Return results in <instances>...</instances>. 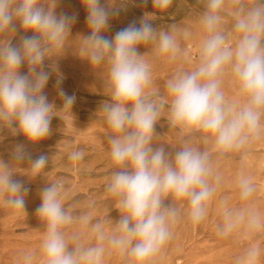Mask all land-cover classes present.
<instances>
[{"label":"clouds","instance_id":"1","mask_svg":"<svg viewBox=\"0 0 264 264\" xmlns=\"http://www.w3.org/2000/svg\"><path fill=\"white\" fill-rule=\"evenodd\" d=\"M149 0H80L87 34L79 35L76 54L92 68H104L107 96L99 111L113 166L105 186L119 218L108 227L90 210L67 204L63 179L46 183L35 209L42 232L36 250H21L15 264H103L118 253L127 264H152L174 236L186 206L194 225L204 222L215 206L219 237L246 241L233 264H264V210L253 203L257 185L242 172L235 178L237 205L221 194V160L247 149L264 137V0H204L198 25L197 58L189 67L183 42L192 38L177 23L155 26L174 0H151L153 12L108 35L128 5L144 7ZM64 0H0V131L23 136L39 145L52 134L56 105L45 91L53 75L63 108L76 97L62 87L57 61L63 57L79 20V9ZM173 71L157 86L153 62L141 48ZM51 61L52 63H46ZM26 69V71H24ZM235 87L231 92L228 83ZM164 119L175 133L174 152L166 151L156 125ZM17 164L40 176L49 157L24 143L12 145ZM82 150L68 153L79 162ZM30 187L16 169L0 161V204L25 212ZM92 242H87L88 239Z\"/></svg>","mask_w":264,"mask_h":264},{"label":"rangeland","instance_id":"2","mask_svg":"<svg viewBox=\"0 0 264 264\" xmlns=\"http://www.w3.org/2000/svg\"><path fill=\"white\" fill-rule=\"evenodd\" d=\"M63 6L69 10L75 7L80 13L78 22L73 26L68 47L63 57L56 62L63 76L61 87L69 95L74 94L76 101L71 109L63 108V101L55 87L56 77L53 75L45 89L57 111L52 119L51 136L33 146L23 136L12 137L7 129L0 131V161H5L16 169L17 178L22 179L31 189L26 197V213L12 212L0 204V264H15L21 250L38 249L42 227L35 209L41 203L40 189L53 180L63 179L68 193L66 203L72 205L76 211L90 210L95 217L107 220L109 228L119 218L115 201L105 191L113 170L105 140L106 125L99 111L101 103L109 99L106 70L102 67L92 68L76 54L78 36L87 34L86 13L80 0H64ZM203 6L204 0H174L166 14L157 13L153 20L157 27L177 23L180 27L191 29L192 38L183 42L188 50L189 67L195 64L197 58V45L201 38L198 19ZM153 11L151 0L144 7L128 5L127 10L112 22L113 26L108 35L114 34L131 20L138 19L144 12ZM141 51L152 59L156 83L163 92L164 83L172 74V66L155 59L151 46L141 48ZM227 87L235 92V87L230 82ZM156 132L166 151L174 152L177 139L163 118L156 125ZM17 142L24 143L35 154L43 152L49 157L48 166L40 176L31 177L27 174V162L17 164L12 160V145ZM73 150L84 152L81 161L68 160V153ZM218 167L223 175L221 194L228 195L233 205L239 203L235 178L242 172L254 179L258 190L253 203L264 210V137L254 141L244 151L221 160ZM219 220V213L213 206L207 219L194 225L187 218L186 206L182 207L173 229V238L154 258L152 264H233L234 257L242 250L246 241L240 237H219L216 233ZM258 238L264 241V234ZM87 242L92 241L89 238ZM103 264H127V261L124 256L113 252L105 256Z\"/></svg>","mask_w":264,"mask_h":264}]
</instances>
